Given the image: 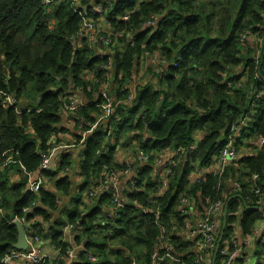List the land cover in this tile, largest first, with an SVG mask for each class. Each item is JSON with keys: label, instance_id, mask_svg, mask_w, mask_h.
Segmentation results:
<instances>
[{"label": "trees", "instance_id": "trees-1", "mask_svg": "<svg viewBox=\"0 0 264 264\" xmlns=\"http://www.w3.org/2000/svg\"><path fill=\"white\" fill-rule=\"evenodd\" d=\"M95 1L80 0L78 7L82 12ZM109 1V31L103 28V35L110 41L101 44L104 53H96L78 35L82 21L70 0L50 5L0 0V264H9L4 255L17 241L15 217L23 218L27 233L41 240L51 235L58 252L50 264H68L65 226H71L74 243L83 244L70 264H151L156 251L163 253V243L187 264L198 256L220 264L219 253L214 259L213 250L199 246V237L187 236L179 198L192 196L200 210L216 201L227 205L223 242L235 233L251 235L262 220L264 0ZM150 20L153 24L144 26ZM150 58L154 63L145 64ZM102 83L115 103L114 117L86 134L74 160L71 152L60 151L57 168L43 173L47 184L38 195L29 194L27 177L3 161L10 156L36 172L42 155L60 143L55 133L64 112L61 98L81 89L87 106L71 118L85 131L101 113L96 103ZM249 116L252 122L243 123ZM229 138L236 157L216 172L211 168ZM80 139L81 134L76 143ZM167 148L184 154L167 188L156 194L160 177L154 161ZM137 149L148 161L137 167L134 184L128 182L122 208L108 213L105 193L87 202L80 195L74 199L76 186L66 173L78 157H83L79 187H89L103 172L123 169L120 150L134 156ZM242 151L248 154L240 156ZM195 167L203 170L196 181ZM222 223L221 216L218 237ZM252 245L254 264H264V226ZM158 263L179 264L170 258Z\"/></svg>", "mask_w": 264, "mask_h": 264}, {"label": "built area", "instance_id": "built-area-1", "mask_svg": "<svg viewBox=\"0 0 264 264\" xmlns=\"http://www.w3.org/2000/svg\"><path fill=\"white\" fill-rule=\"evenodd\" d=\"M61 0H43L45 5H50L52 3H57ZM72 3V9L74 13L79 14L81 17L82 25L80 29V35L82 38H87L88 42L90 43V47L95 50L96 53H104L102 51L101 44H107L110 39L109 35L105 34V31H109L106 25V12L108 9V5L110 4L109 0H96L94 3H91L87 6H84V10L81 12L78 4L80 0H70ZM127 16H124L123 19H126ZM153 21H147L144 26H151ZM103 28L106 30L104 31ZM244 37V36H243ZM150 62L153 64L154 59L150 58ZM96 81V80H95ZM107 84L102 83V89L99 94L100 101L96 103V106L101 108V113L98 115L95 123L91 124L90 127L82 131L81 126L83 125L82 122H77L78 128L80 129L81 139L78 143L67 141L68 143L60 142L58 145L53 146L50 148L47 153L42 155V159L39 163L38 169L36 172L31 173L27 171L24 166L19 162L15 161L12 157H7L3 161V166H8L10 164H16L18 168L21 170L22 175L27 177V189L26 191L32 195H38L40 190L44 187L47 181L43 176L47 170H51V159L56 152H60L62 150H66L73 153L74 148H78L77 150H83L84 148V140L86 134L92 132L100 122H109L115 115V103L113 99L107 94ZM131 99L132 96L129 95ZM61 108L64 111L63 113H74L77 112L79 109L84 108L87 106V101L84 95L81 93V89L75 88L70 92H66L65 95L61 98ZM6 101L8 105L13 106L14 100L11 97H7ZM73 120V119H72ZM75 123V120H73ZM251 117L244 118L243 123H251ZM242 123V124H243ZM237 130V128H234ZM110 132H108L109 134ZM229 142L221 149L218 161L212 166V170L216 172H220L223 170V166L225 162L231 161L236 157V152L233 147V139L229 138ZM263 140H259V144L261 145ZM80 147V148H79ZM72 149V151H71ZM189 150H194L195 146L190 145ZM76 152V151H75ZM184 151L180 149L172 150V152L163 157L162 154L159 155L156 160L154 161V166L156 172L159 174L160 182L157 188L156 194H161L164 189L167 188L170 174L172 170L178 165L183 157ZM57 157V156H56ZM53 159L55 163V169L57 168L58 164L60 163L59 160ZM139 157L143 162L148 161V156L144 154L142 151H139ZM121 158L117 159V162L123 167V169L116 171V170H108L101 174L100 181L90 185L84 195L83 201L87 202L91 198L99 195V194H106L109 202L106 206V209L109 210L108 213H112L118 208H122L126 204V199L124 198V191L128 189L129 185L134 184V177L133 176L129 181V185L125 188L120 187L118 183L119 175L128 173L134 167L132 163L129 161H121ZM76 162V161H75ZM77 163V162H76ZM54 169V170H55ZM67 171V168H65ZM11 171V170H10ZM202 169L199 167H195L193 175L195 176V181L198 178L196 175L202 174ZM61 172V171H60ZM135 173V172H134ZM63 174V171L61 172ZM257 175H253V179L255 180ZM193 179V178H192ZM236 188H238V183H235ZM256 193L258 190L255 191ZM179 206L181 213H185L187 218L184 220V230L186 231L187 236L190 237H199L200 241L198 242L201 248H205L207 250L215 249L217 240H218V227L220 223V217L222 216L224 210V204L222 201H216L213 203H208L205 207L203 206L202 210L198 206L196 200L192 198V196H182L179 198ZM259 212L262 217V220L258 222L256 225L253 233L251 235L244 236L243 238L239 235L233 234L230 238L226 241H221L218 253L221 258L220 264H254L255 259L253 255V245L252 242L259 234L260 230L264 226V207H259ZM30 209L23 208L22 212L28 213ZM1 211V209H0ZM158 217V213H156V218ZM20 221L23 224V218L18 219L14 218L12 222ZM71 226H66L63 229L64 238L68 240V238H74V235L70 233ZM26 231V230H25ZM26 239L28 242V248L26 250H17L15 248L7 250L6 254L4 255L3 260L9 264H50L49 261H52L57 254V250L54 249V257L50 258L46 254L42 252L41 244L42 240L38 237L34 236L31 232H26ZM83 245V244H81ZM79 245V246H81ZM160 249L163 250V253L156 251L152 255V263L156 264L159 261H163L165 258H170L173 261L179 262V264H187L184 261H179L177 258L169 252V249L166 244H161ZM74 250L71 249L69 254V261L68 264L74 259L73 255ZM55 264H59L56 262ZM132 264H135L132 262ZM159 264V263H158ZM193 264H213L212 258H204L203 256H198Z\"/></svg>", "mask_w": 264, "mask_h": 264}, {"label": "crops", "instance_id": "crops-1", "mask_svg": "<svg viewBox=\"0 0 264 264\" xmlns=\"http://www.w3.org/2000/svg\"><path fill=\"white\" fill-rule=\"evenodd\" d=\"M145 64H152V63L146 61ZM144 72H145V67L142 68L141 74H144ZM149 79H150V77H146V80H149ZM71 116L73 118L74 113H64L62 115L61 123L59 125L61 127V129H59L55 133V139L58 142L60 141V142L68 143L67 141H71V142L77 141V136L80 135V129L75 126V123L72 120ZM197 139H199V137H197ZM255 144L257 146L260 145L258 141ZM132 147L135 150V148H137V145L136 144H133ZM77 149L78 148H76V149L74 148V150H73V153L74 154H72V159L75 158L74 157V156H76V152L75 151ZM172 150L173 149H170V148L165 149L163 151L162 156L163 157L168 156L172 152ZM248 150L253 152L254 151V148L251 145H248ZM71 151H72V149H71ZM136 151H137V153H135L134 156L130 155L131 152H125V153L123 152L121 154L118 153V155H120V157H118V158H121L122 159L121 161H129L130 163H132L133 166H137L138 169H139L144 164H146V162H143L140 159L138 149ZM247 154H248V151L247 152L242 151L241 154H240V156L247 155ZM58 157H59V155L56 157L55 162H56V160H58ZM77 160H78V164H77L76 168L74 167V164L72 163L71 168L66 173V175L67 176L70 175L69 177L72 178V180L75 182V184H76V189L75 190H77L79 188V184L81 183V177H80V173H79V170H80L79 157L77 158ZM52 166L53 167L55 166L54 161L52 162ZM133 168H132V170L130 172L119 175L118 183H119L120 187L125 188L128 185L129 180L133 176H135L134 171H133L134 170ZM54 169H55V167H54ZM196 176L200 177L201 174L200 175L198 174ZM107 211L109 212L108 209H107ZM50 240H51V235L50 234H46V237H44L43 240H42L41 249H42V252L44 254H46L47 256H49L50 258H52V257H54V249H53V246L50 245ZM68 242L71 244V249L74 250V246H73V244H74V238L73 239L72 238H68ZM20 264H25V263H20Z\"/></svg>", "mask_w": 264, "mask_h": 264}, {"label": "water", "instance_id": "water-1", "mask_svg": "<svg viewBox=\"0 0 264 264\" xmlns=\"http://www.w3.org/2000/svg\"><path fill=\"white\" fill-rule=\"evenodd\" d=\"M261 78L264 81V77L261 76ZM58 153L59 152H56L54 154V156L51 159V163L53 162V159L58 155ZM76 166H77V163L74 161V167L76 168ZM133 169H134L133 171L135 172L136 169H137V166H134ZM51 170H54V167L52 166V164H51ZM75 186L76 185L73 182V188ZM246 208L249 209L250 207L247 206ZM226 215H227V205L224 206V210H223V213H222V217H223V223L222 224L223 225H222V230L220 231V236H219V238L217 240V243H216V246H215V249H214V259L216 258V255L218 253V250H219V247H220V244H221V241H222L223 228L225 227V224H226V221H225ZM82 220H84V216H82ZM14 225H15L16 230H17V241H16V243L13 244V248H15L17 250H26L28 248V242H27V239H26V231H25V228H24L23 224L20 221L14 222ZM73 246H74L73 255H74V257H76L77 254L82 250L83 245L77 246L74 243Z\"/></svg>", "mask_w": 264, "mask_h": 264}, {"label": "rangeland", "instance_id": "rangeland-1", "mask_svg": "<svg viewBox=\"0 0 264 264\" xmlns=\"http://www.w3.org/2000/svg\"><path fill=\"white\" fill-rule=\"evenodd\" d=\"M88 44H90L89 42H88ZM64 113H61V115H63ZM118 153H120L121 154V150L118 152ZM82 160H83V157H82V155L80 156V158H79V163L81 164L82 163ZM17 167H16V165H14L13 166V169H16ZM58 176L60 175V177L62 176V174H61V172L60 171H58ZM76 189V188H75ZM87 189H88V186H86L85 184H82L77 190H75L74 191V193H73V195H74V199L75 200H78V196L80 195V196H82V198H84V195L86 194V191H87ZM66 227V226H65ZM64 227V228H65ZM63 228V229H64ZM43 240V239H42Z\"/></svg>", "mask_w": 264, "mask_h": 264}, {"label": "bare ground", "instance_id": "bare-ground-1", "mask_svg": "<svg viewBox=\"0 0 264 264\" xmlns=\"http://www.w3.org/2000/svg\"><path fill=\"white\" fill-rule=\"evenodd\" d=\"M158 218V217H157ZM50 263H52L51 261H50Z\"/></svg>", "mask_w": 264, "mask_h": 264}]
</instances>
